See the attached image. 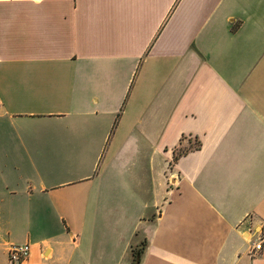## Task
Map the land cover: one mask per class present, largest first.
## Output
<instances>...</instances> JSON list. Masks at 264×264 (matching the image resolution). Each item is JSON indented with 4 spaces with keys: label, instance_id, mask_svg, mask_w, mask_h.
Returning <instances> with one entry per match:
<instances>
[{
    "label": "crops",
    "instance_id": "obj_1",
    "mask_svg": "<svg viewBox=\"0 0 264 264\" xmlns=\"http://www.w3.org/2000/svg\"><path fill=\"white\" fill-rule=\"evenodd\" d=\"M263 227L264 0H0V264H264Z\"/></svg>",
    "mask_w": 264,
    "mask_h": 264
},
{
    "label": "built area",
    "instance_id": "obj_2",
    "mask_svg": "<svg viewBox=\"0 0 264 264\" xmlns=\"http://www.w3.org/2000/svg\"><path fill=\"white\" fill-rule=\"evenodd\" d=\"M264 247V227L259 233V238L250 250V256L254 257L263 250ZM30 254V245H11L8 248L9 264H24Z\"/></svg>",
    "mask_w": 264,
    "mask_h": 264
},
{
    "label": "trees",
    "instance_id": "obj_3",
    "mask_svg": "<svg viewBox=\"0 0 264 264\" xmlns=\"http://www.w3.org/2000/svg\"><path fill=\"white\" fill-rule=\"evenodd\" d=\"M198 146H199V145H198ZM196 149H198V147H196ZM188 152H189L188 149H186V150H185V149H181V150H179L178 152H175L174 157H173L172 164H173V163H176V162L180 159V157L186 155ZM146 245H147V242L144 241V242L142 243V245H141L142 250L137 251V250H136L137 248H134V249L132 250V256H133L132 264H140V260H141L140 257H141V255L143 254V252H144V250H145V248H146ZM138 253L140 254V257L138 256Z\"/></svg>",
    "mask_w": 264,
    "mask_h": 264
},
{
    "label": "rangeland",
    "instance_id": "obj_4",
    "mask_svg": "<svg viewBox=\"0 0 264 264\" xmlns=\"http://www.w3.org/2000/svg\"><path fill=\"white\" fill-rule=\"evenodd\" d=\"M141 245H142V244H140L139 246H136V247H135V248H137V249H136L137 251L142 250ZM138 256L140 257V254H139V253H138ZM141 257H142V255H141ZM141 257H140V258H141ZM129 262H130V260H128V261L126 262V264H130Z\"/></svg>",
    "mask_w": 264,
    "mask_h": 264
}]
</instances>
